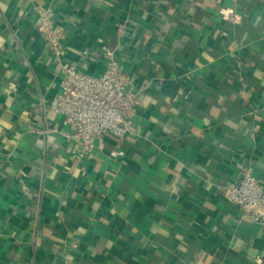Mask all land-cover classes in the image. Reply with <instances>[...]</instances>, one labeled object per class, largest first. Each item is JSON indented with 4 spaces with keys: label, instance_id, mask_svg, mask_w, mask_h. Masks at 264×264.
I'll return each instance as SVG.
<instances>
[{
    "label": "crops",
    "instance_id": "obj_1",
    "mask_svg": "<svg viewBox=\"0 0 264 264\" xmlns=\"http://www.w3.org/2000/svg\"><path fill=\"white\" fill-rule=\"evenodd\" d=\"M45 8L63 60L97 74L108 46L131 76L123 140L79 156L49 108ZM246 166L264 187V0H0V264H264L220 193Z\"/></svg>",
    "mask_w": 264,
    "mask_h": 264
},
{
    "label": "built area",
    "instance_id": "obj_2",
    "mask_svg": "<svg viewBox=\"0 0 264 264\" xmlns=\"http://www.w3.org/2000/svg\"><path fill=\"white\" fill-rule=\"evenodd\" d=\"M38 13L37 28L58 60L61 74L60 91L49 108L69 127L67 136L80 146L79 156L107 134L123 140L134 130L131 116L138 103L131 76L120 68L108 46L102 47L104 68L97 74L80 71L63 60V29L52 20L50 8L38 9ZM86 56L88 51L84 50ZM220 193L250 214L255 223L264 224V187L251 166L242 170L237 181L222 185Z\"/></svg>",
    "mask_w": 264,
    "mask_h": 264
}]
</instances>
